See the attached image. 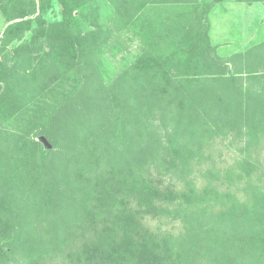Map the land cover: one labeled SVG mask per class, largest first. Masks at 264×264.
<instances>
[{
  "label": "trees",
  "instance_id": "obj_1",
  "mask_svg": "<svg viewBox=\"0 0 264 264\" xmlns=\"http://www.w3.org/2000/svg\"><path fill=\"white\" fill-rule=\"evenodd\" d=\"M57 1L0 0V264H264V41L112 0L142 51L108 83L100 8Z\"/></svg>",
  "mask_w": 264,
  "mask_h": 264
},
{
  "label": "rangeland",
  "instance_id": "obj_2",
  "mask_svg": "<svg viewBox=\"0 0 264 264\" xmlns=\"http://www.w3.org/2000/svg\"><path fill=\"white\" fill-rule=\"evenodd\" d=\"M211 1L202 0V6L211 3ZM236 3L235 0H227L215 4L209 14L211 41L216 46L220 57L224 59L230 58L236 53L245 52L264 41V3H255L253 14H251L252 11L239 13L237 7H234ZM93 4L100 8L103 22L111 31L98 56L102 76L109 83L117 78L122 70L141 53L142 43L136 35L135 27L137 26L118 15L112 0H93ZM78 12L77 10L76 14H79ZM147 13L153 19L158 15L177 18L181 15L184 20H189L194 16V9L191 6H159L155 9L151 8ZM246 17H248L247 20ZM45 18L51 24L61 21L57 0H54L53 6L45 14ZM7 25L8 23L0 11V39ZM28 36L30 37V34ZM53 101L52 94H46L41 97L39 104L46 107Z\"/></svg>",
  "mask_w": 264,
  "mask_h": 264
},
{
  "label": "crops",
  "instance_id": "obj_3",
  "mask_svg": "<svg viewBox=\"0 0 264 264\" xmlns=\"http://www.w3.org/2000/svg\"><path fill=\"white\" fill-rule=\"evenodd\" d=\"M236 6H234L236 9H238V12L239 13H241V11H244V12H251L252 11V13L251 14H253V11H254V9H255V3L254 4H246V3H236L235 4ZM246 5H248V6H246ZM247 18L248 17H246V20H247ZM245 20V21H246Z\"/></svg>",
  "mask_w": 264,
  "mask_h": 264
},
{
  "label": "water",
  "instance_id": "obj_4",
  "mask_svg": "<svg viewBox=\"0 0 264 264\" xmlns=\"http://www.w3.org/2000/svg\"><path fill=\"white\" fill-rule=\"evenodd\" d=\"M40 142H42L47 148H51L50 143L48 142V140L43 136L39 139Z\"/></svg>",
  "mask_w": 264,
  "mask_h": 264
}]
</instances>
